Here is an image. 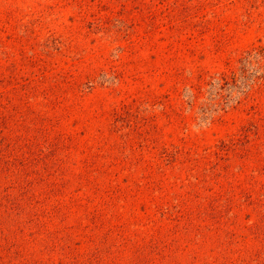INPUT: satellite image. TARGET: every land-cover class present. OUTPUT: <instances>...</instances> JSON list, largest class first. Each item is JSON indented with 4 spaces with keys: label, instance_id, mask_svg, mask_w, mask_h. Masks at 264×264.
Returning <instances> with one entry per match:
<instances>
[{
    "label": "rangeland",
    "instance_id": "rangeland-1",
    "mask_svg": "<svg viewBox=\"0 0 264 264\" xmlns=\"http://www.w3.org/2000/svg\"><path fill=\"white\" fill-rule=\"evenodd\" d=\"M8 72L0 264H264V0H0Z\"/></svg>",
    "mask_w": 264,
    "mask_h": 264
},
{
    "label": "trees",
    "instance_id": "trees-1",
    "mask_svg": "<svg viewBox=\"0 0 264 264\" xmlns=\"http://www.w3.org/2000/svg\"><path fill=\"white\" fill-rule=\"evenodd\" d=\"M22 55L25 58V60H27L28 62H34L35 61V59L33 58V55H25L24 52H23ZM6 57H7V54H6ZM43 71L44 70H41V73H43ZM14 79H15L14 78V74L12 72H8L7 74H3L2 76L0 75V80H2V81L6 80L7 82H9V81L14 80ZM24 79H26V78H24ZM197 87L198 88L200 87V89L195 90V89L192 88V85L189 86L190 91L193 94L194 100H196L199 97L200 91H201V85L199 84ZM129 125H130V123H129ZM118 129H119V127H118ZM0 144H3V143L0 142ZM3 152H4V150L0 151V153H3ZM172 153H175V151H170L167 148H165L164 151L160 154V157H161V159H165V160H169V159L173 160ZM170 156H171V158H170ZM0 161L6 162L8 160H7V157H5V158L4 157H2V158L0 157ZM87 161H89V160H87ZM23 179L24 178H18L16 180V184L11 183L9 186H11V188H12V186H18V188L21 187V188H24V189H33L34 185L28 184L27 183L28 180H26V179L23 180ZM22 191H24V190L22 189ZM10 193L11 192L9 191V192L6 193V195H10ZM224 197L226 199L225 201L224 200H219L218 202H220V203H224L225 202V203L228 204L229 200H227V196H224ZM28 200H29V197L26 196V194L24 195V193H22L21 199L19 201H15V200L14 201L11 200V201L13 202V204H15L18 207L17 208L18 211L20 213H23V211H25L24 209H25V206L27 205ZM160 211H161L162 215L167 216V218H169L171 220L178 219L179 214H180L179 201L171 202L170 205H166L165 208H163Z\"/></svg>",
    "mask_w": 264,
    "mask_h": 264
}]
</instances>
